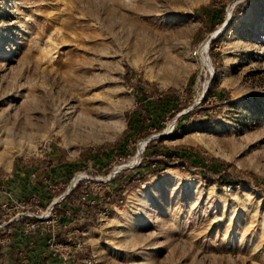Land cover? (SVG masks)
Wrapping results in <instances>:
<instances>
[{
	"label": "rangeland",
	"instance_id": "obj_1",
	"mask_svg": "<svg viewBox=\"0 0 264 264\" xmlns=\"http://www.w3.org/2000/svg\"><path fill=\"white\" fill-rule=\"evenodd\" d=\"M133 110L148 134H123ZM129 160L109 218L100 202L71 224L72 264H264V0H0V183L16 165ZM25 246L0 264H39Z\"/></svg>",
	"mask_w": 264,
	"mask_h": 264
},
{
	"label": "built area",
	"instance_id": "obj_2",
	"mask_svg": "<svg viewBox=\"0 0 264 264\" xmlns=\"http://www.w3.org/2000/svg\"><path fill=\"white\" fill-rule=\"evenodd\" d=\"M201 44L193 47V52L194 54H198L199 59L202 55L200 52ZM205 54L211 66L208 47ZM201 75L206 78L207 73L200 62V71L197 75L198 80ZM208 75L211 78L212 72ZM208 81L209 79L203 81V83H206V87ZM203 83H201V86ZM206 87L201 91L199 98L195 102H204L208 99V97L204 96ZM191 107L192 105L189 108ZM188 109L177 112L171 120L165 122V129L171 125V133L176 119L182 113L189 112ZM164 130L155 135V137L168 135L163 134ZM149 140L150 138L147 141ZM139 158L138 156L135 165L139 164ZM52 166L54 167L55 165L48 167L45 164V166L40 167L42 173L41 180L46 190L50 193V198L45 203L36 195H31L26 199H18L12 196L5 188H0V193L5 196V199L0 203L2 211V218L0 219V243L5 242L14 235L21 237L35 235L37 238L44 240L46 252L49 256L57 257L58 264H72L76 254L85 247L83 239L77 235H84L86 232L77 229L71 230V224L85 220L87 208L91 205L94 207L96 203L100 202L101 204L94 208V221L100 224L109 218L111 208H116L122 201L121 198L117 199V190L113 187L114 180L118 173L127 166L121 168H116L118 165L114 166L106 174H94V172L88 170L74 171L66 181L57 182H52L47 176ZM48 168L50 169L46 170ZM35 176V172H32L31 177ZM224 189L228 192L230 185L225 186ZM75 191L78 192V195L76 198L71 199V192ZM103 193L105 196L101 197L100 195ZM97 195L100 198L98 197L97 199ZM61 231H63V235L59 240L58 236ZM30 246H33V244L31 240H27L26 247L29 248ZM23 259L25 261V257ZM92 261V258H85L83 263L92 264Z\"/></svg>",
	"mask_w": 264,
	"mask_h": 264
},
{
	"label": "crops",
	"instance_id": "obj_3",
	"mask_svg": "<svg viewBox=\"0 0 264 264\" xmlns=\"http://www.w3.org/2000/svg\"><path fill=\"white\" fill-rule=\"evenodd\" d=\"M162 103V100H160ZM157 106V104H156ZM155 107V106H154ZM140 112L135 110L131 111L128 114L129 119L132 118L131 122L129 121L130 127H133L134 124H137V118ZM32 172H35L36 176L31 177ZM41 169L40 167L35 168V166H31L30 168H22L21 166L15 167L13 174H8L6 176V181L0 183V188H5L12 196L18 199H26L31 195H36L43 203L47 202L50 198V193L46 190L43 181L41 180ZM71 175V165L67 164L66 166L58 163L56 168H53L51 171L47 173V176L52 182H57L65 179L66 177H70ZM119 177V176H118ZM118 177L114 180L117 181ZM66 178V180L68 179ZM121 188V187H120ZM115 190H117L115 188ZM118 194V193H117ZM121 194V193H120ZM5 199V196L0 193V203ZM2 211L0 208V219ZM27 240L32 242L33 246H30L28 249L29 259H34L35 262L43 261L46 256V246L44 244V240L41 238H37L35 235L29 237H21L14 235L3 243H0V257L4 260L6 259V255L11 254L15 247H20L26 245ZM26 247V246H25ZM12 251V252H11ZM47 260V259H46ZM45 261V260H44Z\"/></svg>",
	"mask_w": 264,
	"mask_h": 264
},
{
	"label": "trees",
	"instance_id": "obj_4",
	"mask_svg": "<svg viewBox=\"0 0 264 264\" xmlns=\"http://www.w3.org/2000/svg\"><path fill=\"white\" fill-rule=\"evenodd\" d=\"M230 27H231V25L229 24L228 28L225 29V30H226V31L229 30ZM217 80H218V79H217V76L213 77V79H212V81H211V84H210V87H209V89H207V91H206V97L212 95L213 85H214V83H215ZM158 100H159V101L162 100V96H161V98L158 99ZM163 101H164V100H163ZM135 126L137 127V131H138L141 135H145V134H148V133H149V131L144 127V116H141L140 113H139V116H138V118H137V124H136ZM130 128H131V127H130V125H129V121H128V119H127V122H126V128H125L123 134L128 133V129H129V131H130ZM126 130H127V131H126ZM155 130H157V129H155ZM140 143H141V141L139 142V144H140ZM146 147H147V145H146ZM140 179H141V180H145V179H144V176L141 177V178H139V180H140ZM135 186H136V185H133L132 188L135 187ZM119 190H121V188H118V196H120V192H119ZM72 194H74V192H73V193L71 192V195H72Z\"/></svg>",
	"mask_w": 264,
	"mask_h": 264
},
{
	"label": "bare ground",
	"instance_id": "obj_5",
	"mask_svg": "<svg viewBox=\"0 0 264 264\" xmlns=\"http://www.w3.org/2000/svg\"><path fill=\"white\" fill-rule=\"evenodd\" d=\"M216 32V31H215ZM213 34V33H212ZM212 34H210V36L207 38V43H208V41H210L211 39H213V37H211V35ZM216 35H218V34H216ZM204 43H205V41H204ZM204 43H202L201 44V46H203V44ZM201 46H200V52H201V57H200V62L202 61V59H203V57H205V59H207V57H206V52L203 54V52L201 51ZM207 61H208V59H207ZM209 62V61H208ZM210 64V63H209ZM204 69H205V71H206V73H207V75L209 74V73H211L212 71H207L206 70V67H203ZM72 81V80H71ZM71 87H72V84H71ZM205 87H206V83H205V85L203 84V90L205 89ZM79 92V91H78ZM79 97V96H78ZM80 105H81V107H78V111L81 113V114H83V113H87L86 111H87V103H88V101L87 100H84V99H82V98H79L78 99V101H77ZM78 104V105H79ZM75 110V109H74ZM71 112H72V107H71ZM170 127H171V125H170ZM170 127H168L169 128V134H170ZM148 141H146V139H145V143H144V146H145V144L147 143ZM137 156V154L134 156V157H136ZM134 157H132V158H134ZM131 158V159H132ZM138 158V157H137ZM132 161H133V159H132ZM132 161L130 162V160L126 163V164H120V165H118L116 168H121V167H124V166H127V165H130L131 163H132ZM136 161V160H135ZM134 161V162H135ZM2 163V162H1ZM9 162H7V164H8ZM8 166V165H7Z\"/></svg>",
	"mask_w": 264,
	"mask_h": 264
},
{
	"label": "water",
	"instance_id": "obj_6",
	"mask_svg": "<svg viewBox=\"0 0 264 264\" xmlns=\"http://www.w3.org/2000/svg\"><path fill=\"white\" fill-rule=\"evenodd\" d=\"M159 135H161V134H159ZM149 138H150V137L146 138V141H147Z\"/></svg>",
	"mask_w": 264,
	"mask_h": 264
}]
</instances>
